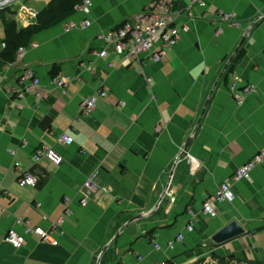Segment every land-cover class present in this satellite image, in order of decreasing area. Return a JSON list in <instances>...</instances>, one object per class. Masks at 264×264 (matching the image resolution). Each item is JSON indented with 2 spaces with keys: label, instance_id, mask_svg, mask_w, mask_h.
Masks as SVG:
<instances>
[{
  "label": "crops",
  "instance_id": "0c3cea01",
  "mask_svg": "<svg viewBox=\"0 0 264 264\" xmlns=\"http://www.w3.org/2000/svg\"><path fill=\"white\" fill-rule=\"evenodd\" d=\"M202 1L174 0L179 19L161 61L150 51L128 59L127 45L106 47L97 38L148 0H90L88 11L75 7L36 34L12 64L0 91V264H189L212 254L264 262V161L249 180L232 182L234 198L216 203L213 217L202 210L217 185L264 148V0ZM53 4L14 0L0 11V51L8 24L33 25ZM228 13L235 21L221 20ZM69 21L77 26L67 30ZM101 50L106 57L97 55ZM53 65L71 77L64 88L52 83ZM26 71L40 80L34 92L25 91ZM98 90L106 96L83 113L81 103ZM61 133L73 142H58ZM42 146L63 162H33ZM94 170L96 190L82 205V185ZM21 173L35 184L19 186ZM18 219L48 231L57 244L32 234L14 248L5 235L10 228L23 232ZM231 221L244 232L215 244L211 236Z\"/></svg>",
  "mask_w": 264,
  "mask_h": 264
},
{
  "label": "built area",
  "instance_id": "2783aa9c",
  "mask_svg": "<svg viewBox=\"0 0 264 264\" xmlns=\"http://www.w3.org/2000/svg\"><path fill=\"white\" fill-rule=\"evenodd\" d=\"M14 0H0V11L9 7ZM195 3H198L204 6V2L202 0H192ZM173 2L174 0H148L147 7L144 10H141L137 13L129 16L126 21L118 27L108 29L106 31H101L97 34V38L100 39L106 47H121L128 46V51L126 53V58H131L137 52H152V60L153 61H161L164 50L173 42L175 37V31L173 30L174 23L179 19V15L173 11ZM90 4V0H84L83 3L78 4L76 6V10H85L88 11V6ZM234 15L231 13L222 15L221 20L226 23H231L234 20ZM89 25V21L84 20L79 27L85 28ZM76 23L73 21H69L65 28L69 30L70 28L76 27ZM222 33V29L219 23H215V34L219 35ZM36 46V44H32V47ZM27 47H19L16 52V61L18 62L26 53ZM98 56L104 58L107 56V51L101 50ZM12 65H8L5 67L4 72L0 73V81L2 78L6 80V76H4L5 72L11 68ZM90 69V67H88ZM26 79L30 82L28 86L26 85L25 91L34 92L37 87H39L40 80L34 77L32 71H26L25 73ZM3 80V82H4ZM71 80L69 76H63L60 74H56L52 77V83L56 87H65ZM147 81L151 83V79L148 78ZM3 82L0 86V91L3 88ZM233 92V98L236 100L238 104L242 103V98L240 95L231 88ZM243 90L251 91L252 87H245ZM96 96L105 97L106 93L102 90H98L95 92V95H92L89 99L83 101L81 103V110L83 113H89L93 107L95 106ZM58 142L70 144L73 142L72 137L67 134L61 133L58 137ZM46 158L50 162L55 165H60L63 162V156L54 150L53 148L42 146L36 149L31 159L33 162H38L41 158ZM264 161V148H262L257 154H255L251 159H249L244 164L238 166L230 179H227L220 184L217 185L215 192L208 196L202 202V210L204 214L209 217H213L216 211V203L223 201H230L234 198V193L231 189L232 182L239 181L241 179H250L251 170L258 164H261ZM97 171H92L83 183V194L81 195L82 205L85 204L89 194L96 190V181ZM36 182L34 176L29 173H21L17 177V183L21 187L25 186H33ZM66 201H69L68 198H65ZM194 215L190 216L189 223L186 224L185 229L189 232H192L194 229ZM63 221L59 218L54 226L52 227V231H55V228ZM17 225H21L23 227V232L19 233L16 229L10 228L7 230L5 235V240L14 248L20 247L27 235H36L42 241L51 243L56 245L57 242L52 239L51 235L48 231L44 230L41 227H31L29 221L18 219L16 221ZM177 241H181L183 236L179 234L177 236ZM169 246H173L174 242L168 243ZM154 247L156 249L159 248V244L155 243Z\"/></svg>",
  "mask_w": 264,
  "mask_h": 264
},
{
  "label": "trees",
  "instance_id": "16d2710c",
  "mask_svg": "<svg viewBox=\"0 0 264 264\" xmlns=\"http://www.w3.org/2000/svg\"><path fill=\"white\" fill-rule=\"evenodd\" d=\"M84 0H53L54 4L51 5L49 11H44L38 15L37 22L26 28H15L14 23L8 24L4 29V48L0 51V73L4 72L5 67L12 65L16 61V52L19 47H28L34 36L43 30L55 26L65 19L69 18L74 13V8L83 3ZM244 49L241 48L235 60L242 58ZM59 68L53 65L50 75L53 77L58 74ZM213 264H264V262L244 258L239 259L232 255L219 256L211 255ZM189 264H210L207 263L205 258H199L193 263Z\"/></svg>",
  "mask_w": 264,
  "mask_h": 264
},
{
  "label": "water",
  "instance_id": "95a60500",
  "mask_svg": "<svg viewBox=\"0 0 264 264\" xmlns=\"http://www.w3.org/2000/svg\"><path fill=\"white\" fill-rule=\"evenodd\" d=\"M245 36L244 35L241 39V41L239 42L236 50H238V48L242 45V43L245 40ZM235 50V51H236ZM187 149V145L184 148V151H186ZM134 220H136V218H132L131 220H129L127 223H131ZM244 232V229L236 222V221H231L229 224H227L226 226H224L222 229H220L219 231H217L216 233H214L211 236L212 241L215 244H221V243H225L237 236H239L240 234H242ZM106 250V249H105ZM104 250V251H105ZM103 251V252H104Z\"/></svg>",
  "mask_w": 264,
  "mask_h": 264
},
{
  "label": "rangeland",
  "instance_id": "374dc122",
  "mask_svg": "<svg viewBox=\"0 0 264 264\" xmlns=\"http://www.w3.org/2000/svg\"><path fill=\"white\" fill-rule=\"evenodd\" d=\"M2 31H3V28H2V25H0V36H1V34H2ZM1 38V37H0ZM1 44V43H0ZM38 45H36V46H33V47H37ZM24 57V56H23ZM8 73V72H7ZM7 73L5 72V74H4V76H9V75H7ZM3 78H2V80L0 81V86H1V84H2V82H3ZM28 80V79H27ZM4 83H5V80H4V82H3V87H4ZM28 86V85H27ZM58 88H64V87H58ZM2 90H3V88H2ZM31 92V91H30ZM170 243V242H169ZM154 245H155V243H154ZM207 263L209 262L210 264H213V262L212 261H210V260H208V261H206Z\"/></svg>",
  "mask_w": 264,
  "mask_h": 264
}]
</instances>
